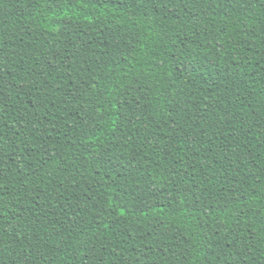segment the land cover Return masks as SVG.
Returning a JSON list of instances; mask_svg holds the SVG:
<instances>
[{"label":"trees","instance_id":"1","mask_svg":"<svg viewBox=\"0 0 264 264\" xmlns=\"http://www.w3.org/2000/svg\"><path fill=\"white\" fill-rule=\"evenodd\" d=\"M0 264H264V0H0Z\"/></svg>","mask_w":264,"mask_h":264}]
</instances>
